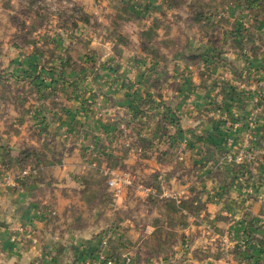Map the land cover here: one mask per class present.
<instances>
[{"label":"rangeland","instance_id":"rangeland-1","mask_svg":"<svg viewBox=\"0 0 264 264\" xmlns=\"http://www.w3.org/2000/svg\"><path fill=\"white\" fill-rule=\"evenodd\" d=\"M26 185L114 264H264V0H0V189Z\"/></svg>","mask_w":264,"mask_h":264},{"label":"crops","instance_id":"crops-1","mask_svg":"<svg viewBox=\"0 0 264 264\" xmlns=\"http://www.w3.org/2000/svg\"><path fill=\"white\" fill-rule=\"evenodd\" d=\"M31 189L27 185L17 192L0 189V264H90L95 260L101 251L100 237L80 228L77 219L62 223L60 215L66 209L50 202L54 197L61 204L62 195H47L38 202Z\"/></svg>","mask_w":264,"mask_h":264},{"label":"built area","instance_id":"built-area-1","mask_svg":"<svg viewBox=\"0 0 264 264\" xmlns=\"http://www.w3.org/2000/svg\"><path fill=\"white\" fill-rule=\"evenodd\" d=\"M30 171L27 170H23L21 173V178L22 179H26L30 176ZM7 180H14L12 178H7ZM111 186H116L115 189V197H118L120 192H121V188L128 186L129 185V179L126 178L125 176L122 177H118L115 180L110 182ZM108 245V239H102V244H101V251L98 253L97 258L95 260H91L90 264H114L113 261L111 259H109L106 255V253H104L103 251H105L106 246Z\"/></svg>","mask_w":264,"mask_h":264},{"label":"trees","instance_id":"trees-1","mask_svg":"<svg viewBox=\"0 0 264 264\" xmlns=\"http://www.w3.org/2000/svg\"><path fill=\"white\" fill-rule=\"evenodd\" d=\"M111 258L114 259V257H111ZM114 260H115V259H114ZM115 264H118V263H117V260H115Z\"/></svg>","mask_w":264,"mask_h":264},{"label":"water","instance_id":"water-1","mask_svg":"<svg viewBox=\"0 0 264 264\" xmlns=\"http://www.w3.org/2000/svg\"><path fill=\"white\" fill-rule=\"evenodd\" d=\"M2 226H5V225H2Z\"/></svg>","mask_w":264,"mask_h":264}]
</instances>
